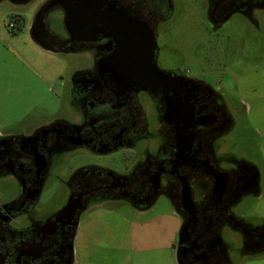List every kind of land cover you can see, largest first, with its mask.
Returning a JSON list of instances; mask_svg holds the SVG:
<instances>
[{
    "label": "flooded vegetation",
    "instance_id": "af4514ba",
    "mask_svg": "<svg viewBox=\"0 0 264 264\" xmlns=\"http://www.w3.org/2000/svg\"><path fill=\"white\" fill-rule=\"evenodd\" d=\"M9 1L30 2L0 0V5ZM36 1L30 31L39 46L53 54H80L86 63L68 74L59 102L62 117L55 112L30 132L0 135V182L11 186L6 200L0 199V264H73L74 237L87 209L126 203L145 212L162 196L181 221L176 262L240 264L264 256V150L261 144L260 159L248 153L241 119L254 125L245 78L160 64V33L172 19L174 0ZM204 3L214 30L234 15L254 19L264 10V0ZM85 5L93 11L90 18L74 12ZM66 8L76 17L71 34ZM53 10L63 14L62 36L51 29ZM143 23L157 44L151 65L163 78L150 74L157 80L147 89L119 86L100 63L116 54L123 29L136 31ZM81 151L124 152L134 162L123 173L96 165L73 170L68 161ZM65 166L71 173L64 178ZM55 181L66 191L64 201L40 208L44 189ZM73 202L85 207L74 217Z\"/></svg>",
    "mask_w": 264,
    "mask_h": 264
},
{
    "label": "rangeland",
    "instance_id": "374dc122",
    "mask_svg": "<svg viewBox=\"0 0 264 264\" xmlns=\"http://www.w3.org/2000/svg\"><path fill=\"white\" fill-rule=\"evenodd\" d=\"M38 6L36 0L0 5V135L30 132L55 112L62 117L64 110L59 102L64 99L68 74L86 63L80 54H53L32 39L30 23ZM17 15L23 17V25L14 21ZM49 19L52 31L62 36V12L53 10ZM160 45L159 62L163 67L245 78L254 127L243 117V133L250 139L249 155L260 159L264 140L254 130L258 129L264 138V10H257L254 19L234 15L214 30L204 0H174L173 16L161 30ZM141 155L139 149L137 157ZM126 156L124 152L99 155L81 151L68 162L73 163V170L96 165L123 173L134 162L129 164ZM260 164L264 168V163ZM70 173L65 166L60 175L65 178ZM10 188L8 183L0 182L1 201L6 200L4 194ZM65 197L62 184L50 182L39 207L58 205ZM171 206L165 196L141 215L126 203L90 206L81 215L74 237L73 264H177L175 251L164 243L175 240L180 230L179 221L171 217ZM240 264H264V256L244 259Z\"/></svg>",
    "mask_w": 264,
    "mask_h": 264
},
{
    "label": "water",
    "instance_id": "95a60500",
    "mask_svg": "<svg viewBox=\"0 0 264 264\" xmlns=\"http://www.w3.org/2000/svg\"><path fill=\"white\" fill-rule=\"evenodd\" d=\"M223 1V0H220ZM74 9V12L80 11L77 15H82L84 18H90L93 14V11L90 7L86 6L81 8ZM65 10V27L68 33L73 32V18H76L73 15V9ZM228 19V18H227ZM226 19V20H227ZM225 20V21H226ZM124 26H127L125 24ZM136 31L130 28H125L122 30L120 46L116 54L109 59L106 64L101 62L100 66L103 71H110L114 74V81L121 86V84L127 86L128 88L134 87L135 85H144V89L150 88L154 85L156 78H151L150 74L157 72L160 78H163V74L158 71L155 65H151V49L155 48L157 44L154 41V38L151 32L146 29L145 24L138 25ZM32 39L40 45V40L38 36L30 31ZM106 68V69H105ZM154 88H156L154 86ZM186 196V195H184ZM76 201V200H75ZM78 203L81 205V200H78ZM72 202L68 203L67 208H71ZM85 210L83 206H74L73 202V217L79 211L82 212ZM178 264H181L177 260Z\"/></svg>",
    "mask_w": 264,
    "mask_h": 264
},
{
    "label": "crops",
    "instance_id": "0c3cea01",
    "mask_svg": "<svg viewBox=\"0 0 264 264\" xmlns=\"http://www.w3.org/2000/svg\"><path fill=\"white\" fill-rule=\"evenodd\" d=\"M153 209V208H152ZM151 209V210H152ZM150 211V210H149ZM142 213H145V212H140V214L139 215H141ZM172 216H174L175 217V220H177V221H179L178 222V224H179V226H181V221H180V219H179V217L177 216V214L174 212V210L172 209V215H171V217ZM173 218V217H172ZM176 236H177V234H176ZM176 240V239H175ZM175 240H173L172 238H171V240L169 241V242H164V243H167L166 245L169 247V248H172V251H174V249H173V246H174V243H175ZM132 241L135 243V241H134V238L132 239ZM169 243V244H168ZM136 249L134 248V251H135ZM74 253V252H73Z\"/></svg>",
    "mask_w": 264,
    "mask_h": 264
},
{
    "label": "trees",
    "instance_id": "16d2710c",
    "mask_svg": "<svg viewBox=\"0 0 264 264\" xmlns=\"http://www.w3.org/2000/svg\"><path fill=\"white\" fill-rule=\"evenodd\" d=\"M14 21L16 22V23H21L22 25L24 24V19H23V17L22 16H14ZM14 27V26H13Z\"/></svg>",
    "mask_w": 264,
    "mask_h": 264
}]
</instances>
